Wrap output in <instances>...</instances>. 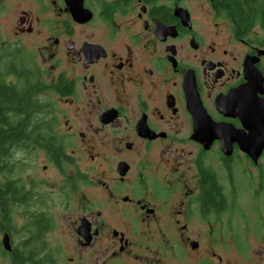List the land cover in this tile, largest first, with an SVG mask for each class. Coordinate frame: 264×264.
Masks as SVG:
<instances>
[{"label":"flooded vegetation","instance_id":"af4514ba","mask_svg":"<svg viewBox=\"0 0 264 264\" xmlns=\"http://www.w3.org/2000/svg\"><path fill=\"white\" fill-rule=\"evenodd\" d=\"M35 2L0 25L3 86L38 46L48 90L0 121V264H264L258 39L216 0Z\"/></svg>","mask_w":264,"mask_h":264},{"label":"trees","instance_id":"16d2710c","mask_svg":"<svg viewBox=\"0 0 264 264\" xmlns=\"http://www.w3.org/2000/svg\"><path fill=\"white\" fill-rule=\"evenodd\" d=\"M215 4L217 9L224 12L232 22L234 33L238 38L258 39V44L264 47V0H216ZM256 28L262 32L259 37L254 34ZM9 49L7 46L3 49L0 47V69H13L9 63L15 62L8 56L11 53ZM16 56L19 58L18 70L21 71L22 84L13 92L3 86L0 79V121L13 117L45 118L46 107L39 98L40 92L44 90L40 88L39 83L25 82L33 79L36 69L22 58V53L21 55L17 53ZM36 126L44 127V123H36ZM1 128L0 125V133ZM41 133L37 131V134Z\"/></svg>","mask_w":264,"mask_h":264},{"label":"rangeland","instance_id":"374dc122","mask_svg":"<svg viewBox=\"0 0 264 264\" xmlns=\"http://www.w3.org/2000/svg\"><path fill=\"white\" fill-rule=\"evenodd\" d=\"M22 9L25 10H29L34 13H38V4L37 2H35V0H0V25L3 23H7L8 25L11 24L12 22H14L15 20H17L20 12ZM231 26H230V30H231ZM255 36H261L262 32L260 29L256 28L255 29ZM16 46V44H14ZM22 47V44H20ZM31 47L30 45L28 46V48ZM37 48V56L35 57L33 53L30 52V50H24L22 53V58L26 61H28L31 66L35 69H39V66L35 67V65L39 63H41L42 59L45 58L43 56L40 55L39 53V48L38 46H34ZM32 48V47H31ZM39 98L41 100L47 101L48 100V90L44 92L41 91L39 94ZM37 161V166L36 167V177L39 179L40 178V172L42 171V167L44 165L47 164L46 158L44 157V155L42 153H38V158L36 159ZM37 192L40 194H44L46 192H48V186H40L37 188ZM61 197L57 194H52L51 196L48 197V201H50V203L52 204H58L60 202ZM41 201L37 200V209H40L41 206ZM55 211H57V214L59 215L58 217H60L61 214L64 213V211L59 208L58 206L56 208H54Z\"/></svg>","mask_w":264,"mask_h":264},{"label":"water","instance_id":"95a60500","mask_svg":"<svg viewBox=\"0 0 264 264\" xmlns=\"http://www.w3.org/2000/svg\"><path fill=\"white\" fill-rule=\"evenodd\" d=\"M261 54H264V50H259V55H261ZM255 71L258 72L256 69H255ZM262 106H263V104L261 103V106H260L261 110L264 109V108H262ZM262 143H264V142H262Z\"/></svg>","mask_w":264,"mask_h":264}]
</instances>
